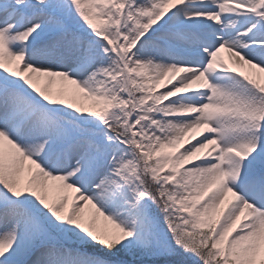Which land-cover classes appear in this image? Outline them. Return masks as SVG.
<instances>
[{
	"label": "snow or ice",
	"instance_id": "obj_1",
	"mask_svg": "<svg viewBox=\"0 0 264 264\" xmlns=\"http://www.w3.org/2000/svg\"><path fill=\"white\" fill-rule=\"evenodd\" d=\"M0 264H264V0H0Z\"/></svg>",
	"mask_w": 264,
	"mask_h": 264
},
{
	"label": "bare ground",
	"instance_id": "obj_2",
	"mask_svg": "<svg viewBox=\"0 0 264 264\" xmlns=\"http://www.w3.org/2000/svg\"><path fill=\"white\" fill-rule=\"evenodd\" d=\"M227 54H225V56H226Z\"/></svg>",
	"mask_w": 264,
	"mask_h": 264
}]
</instances>
